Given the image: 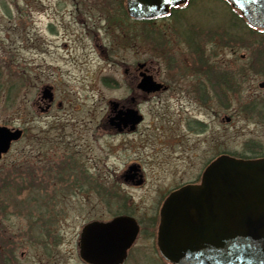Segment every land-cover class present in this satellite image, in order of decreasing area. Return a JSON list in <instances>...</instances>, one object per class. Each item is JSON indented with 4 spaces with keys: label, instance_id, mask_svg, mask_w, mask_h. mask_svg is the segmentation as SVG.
Returning a JSON list of instances; mask_svg holds the SVG:
<instances>
[{
    "label": "rangeland",
    "instance_id": "374dc122",
    "mask_svg": "<svg viewBox=\"0 0 264 264\" xmlns=\"http://www.w3.org/2000/svg\"><path fill=\"white\" fill-rule=\"evenodd\" d=\"M186 5L179 25L170 17L145 25L132 21L130 40L114 28V20H127L114 0H0V124L25 128L0 160L7 175L15 179L18 171L24 189L16 198L19 208L7 210L6 221L0 216L4 241L14 242L0 251L15 246L11 264H85L77 243L87 222L131 213L150 234L170 190L198 182L220 154H247V141L264 148V120L247 111L252 99L264 101L258 86L264 76L249 64L253 52L239 43L224 45L217 35L207 42L221 31L229 7L221 0ZM193 24L203 66L175 27L193 30ZM136 62L149 63L173 89L138 97L144 119L137 132L116 134L108 126L109 102L130 97L133 80L124 70ZM208 64L212 77L205 74ZM218 71L232 75L235 90L217 85ZM45 84L54 87L62 107L40 113L34 102ZM63 141L68 143L59 153L55 147ZM61 162L70 172L67 184L56 170ZM132 162L143 172L141 186L119 178ZM38 227L53 234L45 237L46 248L35 236ZM145 235L123 264L166 263Z\"/></svg>",
    "mask_w": 264,
    "mask_h": 264
},
{
    "label": "water",
    "instance_id": "95a60500",
    "mask_svg": "<svg viewBox=\"0 0 264 264\" xmlns=\"http://www.w3.org/2000/svg\"><path fill=\"white\" fill-rule=\"evenodd\" d=\"M186 1L125 0V5L131 17L147 19ZM226 1L251 27L264 29V0ZM258 86L264 88V82ZM138 88L155 92L161 84L144 75ZM42 98L52 99L49 86L43 87ZM109 104L112 110L117 107L114 101ZM141 120L138 111L127 109L109 123L133 129ZM21 135V129L0 125V155ZM138 230L127 215L91 221L81 229L79 257L87 264H121ZM157 245L171 264H264V156L219 155L205 167L199 183L172 191L160 208Z\"/></svg>",
    "mask_w": 264,
    "mask_h": 264
},
{
    "label": "flooded vegetation",
    "instance_id": "af4514ba",
    "mask_svg": "<svg viewBox=\"0 0 264 264\" xmlns=\"http://www.w3.org/2000/svg\"><path fill=\"white\" fill-rule=\"evenodd\" d=\"M183 13L184 12H180V11H173V12L169 11L163 17L150 19L149 20L150 21L149 23H152L154 20L164 19V18L168 21V18L170 17L169 19H173L174 20V23H176V24L179 25L181 23V21H182L181 18L183 17V15H182ZM123 15L126 16V19L128 21L126 20V21H124V23H120L119 21L114 20V23H113L114 26H115L114 28L116 29V31H117L118 34H120V33L123 34V36L125 38H126V35H128L129 36V39L132 40V38H133L132 33L134 32L133 22H136V19L131 18L128 15L127 11L123 12ZM127 23H129L131 27H129V26L127 27L126 26ZM193 26H194V29L193 30L190 29V28H188V27H186L185 29H183L182 27H180V29H179V26H175L176 28H178V35H180L183 38V42L188 47H190L191 49H192V45H193V44L191 45L192 40H193V43H194V41H196V38H197V28L195 27V24H193ZM210 32H212V30H210L209 33ZM215 32L212 33V34H210V36H209V41L210 42H212L211 40H213L215 38ZM148 40H150V39L148 38ZM151 40H153V39L151 38ZM209 41H207V42H209ZM194 62H197V60L194 59ZM170 68H172V65L170 66ZM158 70L159 69H157V71ZM124 71H125V73H130L131 74V79L133 80L132 92H131L130 97L127 100H124V101H119V100L115 101L114 100L117 103V107H115L113 110L112 109H109V111H110V114H109L110 117H115V116L118 115L119 112H125L127 109H136L140 113L139 109L136 107V103H137V98L138 97H141L142 99L150 98L152 96L158 95L160 92H169V91H171L173 89V86H172V84H171V82L169 80H167L166 78H164V79H161V78L159 79L158 78V76L156 75V73H154L153 67L150 66L149 63L136 62L135 67H129V68L125 69ZM144 75L150 76L156 83H160L161 84L160 90L155 91V92H145V91L139 89L138 88V84H139V82L141 81V79H142V77ZM45 85H49V87L51 88L52 99L51 100L44 99V98H42V95L41 94H39L37 96V98H36V100L34 102V105L36 106V108L39 110L40 113H45V112L49 111L50 109H52L53 106H56L57 108L62 107V102L60 100H57L56 99V96L54 94V87L51 84H45ZM45 85H43L42 88ZM42 88H40V93H41V89ZM143 119H144V117L142 115L141 122L143 121ZM195 119H196L195 121H197V123L199 125H202L201 120H199L197 118H195ZM114 120L116 122H118V119H114ZM140 123H138L137 125H135L133 129L130 128V126H131L130 124L123 125L122 123H120L119 125H113V124H111V123L108 122V126H109V128L111 130H113L114 132H116V134L134 135L137 132V129H138V126L140 125ZM1 126H5V125H1ZM10 128L21 129L22 130V135H21V138L18 141L12 142L9 151L12 149V147H13L14 144H16L17 142H19L22 139V137H24V134H25V128H23V127H14V126H12ZM59 139H60L59 140V142H60L61 141V138H59ZM66 143H68V142H64L63 141L61 144H56L55 150L59 151V153H60L61 151L64 150V147L62 145H65ZM51 144H53V143L51 142ZM7 153L1 154L0 155V160L3 159L7 155ZM204 168H203V170H204ZM65 169H66V165H64L62 162L60 164L58 163L56 165V170H58V173H59V179L60 180H64V182L67 184L68 183L67 182V177L70 175V172L65 171ZM6 172H7V169L4 168L3 171H1V169H0V185H1V183H4V184L8 183V184H10L9 185V188H10V191L13 193V195L20 194L24 189L19 184V181H18L19 180L18 171L16 170L15 172L12 173L13 175H15V179L12 178L9 174L7 175L8 172L7 173ZM3 174H6V175H3ZM78 174H80L81 176H84L85 177V175L83 174V171H82V173H79L78 172ZM119 178L121 180H123L122 182H124L127 185L141 186L144 183V175H143V172H142V170L140 168V165L138 163H136V162H132L131 164H129L126 167V169L120 174ZM84 179L86 180V178H84ZM140 180L142 181V183H138ZM196 182L197 181H193V182H189L188 184H193V183H196ZM183 185H180V186H178V187L170 190L169 193L172 192V191H174V190H176V189H178L179 187H181ZM98 187H99V185H98ZM0 200L3 201L2 200V197L0 198ZM163 200H162V202H163ZM1 206H4V210H3V213L0 214V216H3V219L6 221L8 219L7 218L8 217V211L7 210H9L11 208L14 209V210H17L19 208V203L6 202L5 205L3 203ZM159 209H160V206H159ZM156 216L159 217V210H158V213H157ZM135 218H136V216H135ZM136 220H137V223L139 225V233H138V236H137L135 242L133 243L132 247L136 244V241L138 240L139 236L145 230V234H146L145 236H146V238L150 239L151 243H153L154 248L156 249L157 253L159 254L158 249H157V244H156V242H157L156 241V239H157L156 232H157V225H158V223L155 224L153 227H151V233L149 234L148 227L145 226L141 222V220H138L137 218H136ZM154 227H155V229H154ZM4 232L6 233V230ZM132 247L128 250V256L130 254V251H131ZM6 255L9 256L8 255V252H7ZM12 258H14V259H12ZM14 260H16V258L13 255V256H11V258H10L9 261L5 260V262L7 264H11ZM16 262H17V264H19L18 263V260Z\"/></svg>",
    "mask_w": 264,
    "mask_h": 264
},
{
    "label": "trees",
    "instance_id": "16d2710c",
    "mask_svg": "<svg viewBox=\"0 0 264 264\" xmlns=\"http://www.w3.org/2000/svg\"><path fill=\"white\" fill-rule=\"evenodd\" d=\"M116 4L119 5V10L121 12H125V9L123 8L124 2L123 0H114ZM196 1V0H195ZM223 1V0H222ZM194 2V0H188L187 4ZM225 3V5L227 6V8L229 7L230 13L231 15H229V18L226 20V23H224V25H218V27L220 28V32L217 30L215 33V35H217L218 39L221 40L220 42H223L224 45L228 46L229 42L232 46H234L236 43H239V46H243V47H248V50L250 52H253L254 54V61H251L249 64L255 69L256 72H259L260 74H262L264 76V30H259V29H254L252 27H250L245 20L242 18V16L234 11L228 3H226L225 1H223ZM187 6V5H186ZM185 8L184 6H177V7H173L171 8V12L173 11H180L183 10ZM150 19H144V20H136L137 22H140V24L145 25L146 23L148 24L150 21ZM225 21V20H224ZM136 32L139 34V31L136 30ZM146 33H148V31L145 32V36ZM189 38V37H188ZM202 40V38H199ZM213 41V40H211ZM227 41V42H226ZM196 41L193 40L191 42L192 45V49L195 50V52L197 53L198 57H199V63L201 64V66H203L204 64H206V59L203 56L202 53V49L200 48L201 46L199 44H195ZM210 42V41H209ZM207 71H206V75H210L211 77L214 76L213 75V70L211 71V65H207ZM216 73V72H215ZM215 79L217 82V85L219 87H225L228 88L230 87V85L232 86V88L235 90V86H234V78H232V75L229 76V74L226 71H218L215 74ZM217 86V87H218ZM222 95V94H220ZM247 111L249 112L250 117L252 116H256L257 119H259L260 121L264 120V101L260 100V99H252L249 103H248V109ZM263 146L256 142V141H247L245 142L244 145V151L247 154H240V153H230V155L235 156V157H239V158H243V159H249V158H258V157H262L264 156V152H263ZM16 183V182H15ZM8 183L4 184L1 183L0 185V198L2 197V200H0V214L3 213L4 210V206H1L3 203L5 205L6 202H10L12 203L14 201V203H16L17 201V195H13V193L10 191ZM4 226H0V228H3ZM4 229V228H3ZM39 230V231H38ZM3 231V230H2ZM2 231L0 232V247H5V245L7 244H13L14 242L12 241H4V236L5 233L3 234ZM5 231V230H4ZM36 234L35 236L38 237L39 242H44V246L46 248L47 246V242L45 239V237H49L50 234L49 232H47V234H44L45 229L42 227H38L35 228ZM35 237V238H36ZM42 238V239H41ZM47 239V238H46ZM57 242V241H54ZM15 246L8 248L7 250H5V253L0 251V261L1 264H7L5 262V260L9 261L11 256H13V252H14ZM8 252V255L7 254ZM1 256L3 259H1ZM16 258V257H15ZM164 264H168L167 262Z\"/></svg>",
    "mask_w": 264,
    "mask_h": 264
}]
</instances>
